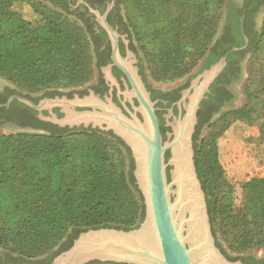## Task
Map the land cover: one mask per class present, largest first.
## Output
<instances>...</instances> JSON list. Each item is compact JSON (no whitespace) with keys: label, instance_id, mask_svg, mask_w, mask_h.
<instances>
[{"label":"trees","instance_id":"obj_1","mask_svg":"<svg viewBox=\"0 0 264 264\" xmlns=\"http://www.w3.org/2000/svg\"><path fill=\"white\" fill-rule=\"evenodd\" d=\"M18 1L23 2L24 12L15 9ZM122 2L141 49H151L165 65L172 66V61L193 48L201 49L200 56H204L219 27L225 0ZM66 15L41 0H0V75L37 86L78 80L85 67ZM261 49L264 23L251 45L252 52ZM249 99L219 116L204 151L206 160L195 142L196 167L216 226L264 227V174L253 173L244 179L238 200L219 145L232 122L254 124L264 117V77ZM126 159L130 160L128 173ZM134 168L130 148L112 132L0 130V245L10 254L31 260L53 251L71 230L77 232L76 238L91 228L138 226L145 205ZM217 244L230 259L241 257L228 254L218 240ZM257 245H264V228L258 239L241 235L237 248ZM93 263L101 264H87Z\"/></svg>","mask_w":264,"mask_h":264},{"label":"water","instance_id":"obj_2","mask_svg":"<svg viewBox=\"0 0 264 264\" xmlns=\"http://www.w3.org/2000/svg\"><path fill=\"white\" fill-rule=\"evenodd\" d=\"M80 1L88 5L86 1ZM89 10L97 15L101 25L109 33L113 43V61L127 73L133 85L129 92L130 100L132 95L138 97L140 104L134 108L141 112L142 118L136 112L130 111L131 116L127 115L110 97L104 100L92 92L89 96L76 97L71 101L55 99L54 102L93 109H66V117H55L54 120L71 127L83 125L103 131L112 130L129 146L135 162L136 184L143 196L145 215L139 225L131 229L112 226L82 231L68 249L55 257L53 264H87L91 261L123 264H210L216 261L218 264H245L240 259H230L217 244L206 192L196 167L193 141L197 111L204 92L226 64L227 55L245 46L231 48L192 82L193 92L191 88L184 91L179 105L181 108L183 103L186 111L182 114L181 108L179 115L168 121L172 130L164 140L155 111V101L151 99L132 60L121 56L119 34L108 22L107 12L102 14L91 6ZM129 55L133 56L131 52ZM105 71L107 77L111 78L109 70ZM201 77L203 80L200 81ZM12 99L13 97L3 105H9ZM170 115L172 109L167 114ZM167 151H170L168 158ZM177 151H180L178 158ZM178 162L184 163L179 176L185 187L189 185V189H186L191 196V206L180 221L175 218L177 190L180 186L175 175ZM192 224L200 225L201 238L198 241L187 239L188 225ZM195 253L198 254V259L193 256Z\"/></svg>","mask_w":264,"mask_h":264},{"label":"flooded vegetation","instance_id":"obj_3","mask_svg":"<svg viewBox=\"0 0 264 264\" xmlns=\"http://www.w3.org/2000/svg\"><path fill=\"white\" fill-rule=\"evenodd\" d=\"M41 1L54 9L74 16L85 26L92 45L95 75L89 82L78 87H48L37 91H25L10 82L0 80V130L45 134L85 130L103 131L91 126L61 125L54 120L55 117L56 119L66 117V109L75 111L93 109L87 106L80 107L54 102L55 99L71 101L76 97L89 96L92 92L104 100L110 97L127 115L131 116V111L136 112L142 118L141 112L135 111L134 108L140 104L138 97L132 95L130 100L129 92L133 89V85L127 73L113 61L112 40L107 30L99 22L97 15L89 10V6H91L102 14L107 12L108 22L119 34L118 45L121 56L132 60V65L138 68V74L145 83L151 99L155 101V111L164 140L168 138L167 133L172 130L168 121H172L174 116H178L181 108L182 114L186 111L183 103L181 108L179 105L184 91L190 89L192 82L206 69L217 63L231 48L245 46L227 55L226 64L210 83L208 90L204 92L197 111L198 119L193 133L194 147L195 142L201 139L204 130L224 111L234 109L240 101L242 92L245 90L247 58L252 53V40L260 34L264 16V0H225L214 40L202 57L196 71L174 85L163 87L153 84L148 79L122 0H84L88 5L80 0ZM129 52L133 56H130ZM105 69L109 70L111 78L107 77ZM201 80H203L202 77ZM191 92H193V88H191ZM12 97L9 105H3ZM169 109H172V115L167 116ZM104 132L113 133L112 130ZM169 155L170 151H167L166 157L168 158ZM76 233L75 230H71L53 251L31 260L22 259L15 254L8 253L6 249H0V264H53L55 257L73 244L72 242L78 237L75 238ZM236 259L242 260L245 264H260L264 260V255L248 252Z\"/></svg>","mask_w":264,"mask_h":264},{"label":"rangeland","instance_id":"obj_4","mask_svg":"<svg viewBox=\"0 0 264 264\" xmlns=\"http://www.w3.org/2000/svg\"><path fill=\"white\" fill-rule=\"evenodd\" d=\"M224 3L222 6V13L224 10ZM14 7L16 10L22 12L25 11V7L23 6V2L21 1L16 2ZM52 9L54 12H61L58 9ZM64 17H66L67 24L69 25L72 32L77 36L80 59L83 66L85 67V70L81 73V76L78 78V80L60 85L50 84L49 86H37L23 81L8 80L1 75L0 80L10 82L16 87L25 91H37L48 87H78L89 82L95 75L93 50L89 35L86 31L85 26L74 16L66 15ZM262 21L264 23V16ZM130 27L135 43L139 49L140 57L144 62V67L148 79L153 84L163 87L171 86L180 82L189 74L196 71V68L202 59V57L200 56L201 49L199 50L193 48L191 50H188L182 53L181 56L176 58L175 61H172V66H167L163 63L164 59L157 58L156 54L151 51V49H141V46L133 32V27ZM246 69L247 78L245 80V90L243 89L244 91L242 92L243 94L241 96V99L234 109L242 107L243 105L250 102L249 93L255 92V90L258 88L259 81L264 77V49L252 52L248 55ZM218 118L212 123V126L204 130L201 139L198 141V148L199 150H203L204 153L201 157L203 161L206 160V152L204 151H206L208 147L210 135L218 126V123H216ZM1 131L4 133L9 132L5 129ZM203 140H206V142L203 143ZM219 145L221 161L224 164L229 177L236 184L237 196L238 200H240L241 182L253 173L264 174V117L259 118L254 124H249L247 121L232 122L230 128L220 138ZM126 165V172L128 173L130 169L129 159H126ZM212 228H214L213 232L216 231L214 233L216 240H218V242L222 245L226 252L231 256L242 255L248 252H255L258 255H264V245L253 246L245 250H243L242 248H237V245L241 242V235L247 233V235L258 239L262 237L264 227H258L257 225L231 224L216 226L213 225L212 222ZM65 237H63L60 243L64 240ZM9 246L11 247L13 245L11 244ZM0 249L6 248L0 245Z\"/></svg>","mask_w":264,"mask_h":264},{"label":"bare ground","instance_id":"obj_5","mask_svg":"<svg viewBox=\"0 0 264 264\" xmlns=\"http://www.w3.org/2000/svg\"><path fill=\"white\" fill-rule=\"evenodd\" d=\"M180 151H177V158L179 157ZM183 162H178V165L176 167L175 170V175L177 177L178 182L180 183L179 189L177 190V194H178V201L176 204V213H175V218L180 221L183 218V214L185 212H187L190 208V200H191V196L188 193L187 189L189 185L184 184L183 179H181V177L179 176V172L183 166ZM188 229H189V234L187 236L188 240L191 241H198L201 237H200V225H196V224H192V225H188ZM195 259H198V254L195 253L194 255ZM210 264H218L216 261H212L210 262Z\"/></svg>","mask_w":264,"mask_h":264}]
</instances>
